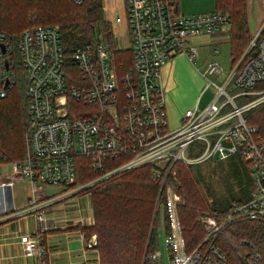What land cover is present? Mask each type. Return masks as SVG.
I'll return each instance as SVG.
<instances>
[{
  "label": "built area",
  "instance_id": "1",
  "mask_svg": "<svg viewBox=\"0 0 264 264\" xmlns=\"http://www.w3.org/2000/svg\"><path fill=\"white\" fill-rule=\"evenodd\" d=\"M124 1L132 66L122 75L117 73L113 52L101 40L69 52L58 26L35 25L19 33L15 56L9 35L0 31V98L6 97L15 82V67H21L25 81L24 154L10 161L11 175L29 181L32 202L27 211H35L36 229L20 235L23 255L48 264L43 235L53 219L38 211L37 202L44 195L37 196V185L69 189L76 180L77 159L85 158L96 177L79 190L120 172L148 170L158 184L155 212L165 216L167 264H231L217 242L218 234L236 222L264 224V129L249 122L254 101L236 105L238 98L254 94L264 82V16L221 84L207 79L223 75L217 62H210L200 73L208 83L199 97L210 86L215 88L214 96L203 108L186 109L180 126L170 132L163 66L179 54L194 63L196 48L190 38L229 32L230 16L216 9L182 16L178 0ZM261 5L264 9V0ZM121 21L122 17H115V22ZM259 93L264 94V89ZM235 156L248 164L250 197L230 207L222 221L202 215L204 236L188 249L178 214L180 194L172 182L173 165ZM12 184L1 182L0 186ZM87 246H96L94 234ZM250 248L248 264H264V256ZM161 259L157 249L146 254L147 262Z\"/></svg>",
  "mask_w": 264,
  "mask_h": 264
},
{
  "label": "trees",
  "instance_id": "2",
  "mask_svg": "<svg viewBox=\"0 0 264 264\" xmlns=\"http://www.w3.org/2000/svg\"><path fill=\"white\" fill-rule=\"evenodd\" d=\"M102 1L85 0L84 10L77 12L76 4L73 5L74 3H70L69 0H0V31L9 35L15 56L18 55L17 38L19 33L28 27L25 26L26 23L33 24L29 27L58 26L63 43L69 52L76 46L98 41L96 35L101 30L111 42L112 31L109 22L104 19ZM215 5L216 10L227 12L230 16L229 44L231 64H233L244 52L248 43L246 40L249 39L246 0H215ZM97 22H100V26H96ZM18 28H21V31L14 34L13 31ZM115 54L117 73L122 75L132 66L131 48L115 51ZM18 69L21 68L18 66L14 69L15 82L9 88L6 97L0 99V163L5 157L16 160L24 154V130L27 120L25 81L23 75L21 78L17 75ZM258 88L264 89V82L258 85ZM251 121L258 123L260 127L263 126L264 112H261L255 121L252 119ZM232 159L243 161L239 156ZM238 162H236L237 173L240 174L237 175L239 185L244 187L243 198L241 201L236 200L238 202L234 204H230L229 201L217 203L214 207L220 211H227L250 197V190L247 187L250 185L248 169ZM239 164L243 166L242 170ZM173 169L181 180L177 189L181 190L184 203L191 212L200 205L197 197L199 193L204 196V178L197 165L175 163ZM95 177L96 174L89 168L87 160L78 158L77 176L72 187L78 182L81 183L77 186H81ZM81 192L89 193L93 214V224L83 227L82 232L85 237L96 235L95 249L99 264H142L153 219L148 253L154 250L158 221H161L165 227V216L155 212L158 184L150 178L148 170L138 168L120 172L78 191ZM203 214L211 215L207 212ZM183 220L187 224L190 223L189 214H184ZM232 226L233 230L229 232L226 230L223 235L218 236V244L223 251L226 249L235 258L234 264H248L250 247L264 256V224L241 221L230 225ZM228 258L233 264L229 255ZM144 262L150 264L146 260Z\"/></svg>",
  "mask_w": 264,
  "mask_h": 264
},
{
  "label": "crops",
  "instance_id": "3",
  "mask_svg": "<svg viewBox=\"0 0 264 264\" xmlns=\"http://www.w3.org/2000/svg\"><path fill=\"white\" fill-rule=\"evenodd\" d=\"M201 8L206 10L208 6ZM246 15L250 34L264 16L261 0H246ZM229 35V32H218L193 36L189 43L196 48L194 63L186 55L179 54L163 66L161 77L165 87L166 117L180 119L186 109L201 106L199 90L204 79L200 73L210 62H217L220 66L218 47L229 44ZM12 187L13 184L10 187L11 195ZM70 188L57 190L55 194H48L47 198L37 202L40 209L47 205L40 211L48 219H53L43 235L48 264H99L95 247L87 246L88 237L82 232L83 227L93 224L90 195L76 192L74 196ZM7 196L5 192L0 200L1 204L3 202L6 205L3 208L0 204V264H38L36 259L23 255L20 242V235L32 233L36 229L34 213L27 211L26 214L32 217V224H28V217L22 215L26 209H15L14 204L11 209H7Z\"/></svg>",
  "mask_w": 264,
  "mask_h": 264
},
{
  "label": "rangeland",
  "instance_id": "4",
  "mask_svg": "<svg viewBox=\"0 0 264 264\" xmlns=\"http://www.w3.org/2000/svg\"><path fill=\"white\" fill-rule=\"evenodd\" d=\"M84 1L85 0H82L81 3L76 4L73 2V0H69L70 3L72 2L74 3V4L72 3L73 5L76 4L75 6H76L77 12H82L84 10V6H85ZM102 4H103L104 19L108 21L110 24V30L112 31V39H111V42H109L106 35H104V32L102 30L96 36L99 40L104 42V44L107 46L110 52H113V59L115 63V56H114L115 51H123V50H126L127 48H130L129 33H128L127 26L123 18L125 1L124 0H103ZM204 5H207L208 9L205 10L201 8ZM215 7H216L215 0H178V11H179V14L182 16H189L193 14L210 12V11H213ZM117 16L122 17L123 21L119 23L115 22V17ZM29 25H33V24L26 23L25 26L29 27ZM96 26H100V22H97ZM21 28L23 29V27ZM21 28L14 30L13 31L14 34L19 33L21 31ZM248 36L250 37V34ZM246 41L248 42V40ZM218 48L220 51L218 61H220V67L222 68L224 73L221 76L208 75L207 79L212 80L216 84H221L228 74V68L231 62L230 61L231 57H230V46L228 43H225L219 46ZM17 75L19 76V78L22 77L23 73L21 69H18ZM206 83H208V81L204 80L202 89L201 91L199 90L200 94L202 90L205 88ZM23 84H24V81H23ZM259 91L260 89L258 88L254 91V94L248 97L238 98L236 100L237 106H243L250 101L255 102L256 104L255 107L249 109L248 115L250 116L249 122L256 124V125H259V124L256 122H252L251 119L255 121V119L259 117V114L261 112L262 113L264 112V94L259 93ZM214 94H215L214 86H210L209 88H207L201 96V99H200L201 106L199 108H203L212 99ZM166 118H167V129L170 132L175 131L180 126V119L175 118V117H170V118L166 117ZM261 128L264 129V124L263 126H261ZM10 161L12 160L5 157L3 158V161L0 163V181H3V180L13 181L12 204H14L15 209H19V210L23 209V211L24 209H26L22 215H25L28 217L27 219L28 224H32V217L26 214L28 213L27 212L28 205L31 204L32 202L31 185L28 180L19 179V178L17 179L11 175ZM236 162L238 161H235V159L233 160L232 158L227 159V160H222V161H219L217 159H210L208 161L202 162L197 165V167L199 168L204 178V183H203L204 196L201 193H199L197 197L200 200V205L198 207L193 208L191 212L188 210V208L186 207L184 203L183 194L181 190L177 189L178 186L180 185L181 180L179 179V177H177L176 171L174 170L175 178L172 180V182H173L174 187L177 189V191L180 194V204L178 206V214L184 226V236L188 243V249L194 247L204 236V226L201 222V219H202L201 216L207 215V214H203V212L210 213L217 221H222L224 217L226 216L227 211H220V209L215 208L214 206H216L217 203H226L228 201L230 202V204L232 203L234 204L235 202L241 201V199L243 198L242 191L244 187L243 185H239V176L237 174H240V173H237L238 170H237ZM238 163L243 164V166L246 167L249 172L248 164L245 161H239ZM240 164L238 166L242 170L243 166ZM79 183L81 182H78V184ZM78 184H76L74 187L71 186L70 190H76L79 187L77 186ZM247 187H249L250 191L252 190L251 184ZM37 188L39 190L36 193L37 196L41 194L42 196L44 195V198H47L48 194L52 195V194H55L57 190L59 191L62 190L59 188L45 187V186H40V185H37ZM80 190L77 189L76 192ZM76 192L73 191L74 196L76 195L75 194ZM39 199L41 200V198ZM44 207L39 209L38 211L43 210ZM33 213H35V211L31 212V214ZM184 214L186 215L189 214L190 223L187 224L184 222L183 220ZM233 229H234L233 226L230 227V225H228L227 227H224V229L218 234V236L223 235L226 232V230L227 232H229L230 230H233ZM155 236L157 237V241L153 247L154 249H157L161 252L162 259L152 262L150 264H167V251H166L165 244H164L165 229L161 221H158L157 223ZM217 242H218V237H217ZM147 245L148 243H146L145 250L147 248ZM244 249L246 248L244 247ZM224 250L226 254L230 256L232 262L233 261L235 262L236 261L235 258H233L226 249ZM147 253H148V250H147ZM144 260H146V256Z\"/></svg>",
  "mask_w": 264,
  "mask_h": 264
},
{
  "label": "water",
  "instance_id": "5",
  "mask_svg": "<svg viewBox=\"0 0 264 264\" xmlns=\"http://www.w3.org/2000/svg\"><path fill=\"white\" fill-rule=\"evenodd\" d=\"M2 49H3V46H2ZM3 192H6L7 193V197H8V204H7V209H11L12 208V195H11V188L9 185H6L4 187H1L0 186V195L3 193ZM154 221V219H153ZM153 221H152V224H151V228H150V232H149V236H148V245H149V240H150V237H151V233H152V228H153ZM148 245H147V248L144 252V258L147 254V250H148ZM145 261V260H144ZM143 261L142 264H144L145 262Z\"/></svg>",
  "mask_w": 264,
  "mask_h": 264
},
{
  "label": "bare ground",
  "instance_id": "6",
  "mask_svg": "<svg viewBox=\"0 0 264 264\" xmlns=\"http://www.w3.org/2000/svg\"><path fill=\"white\" fill-rule=\"evenodd\" d=\"M42 199H43V198H41V200H42ZM1 200H2V199H1ZM0 204H1V203H0ZM2 205H4L3 202H2Z\"/></svg>",
  "mask_w": 264,
  "mask_h": 264
}]
</instances>
